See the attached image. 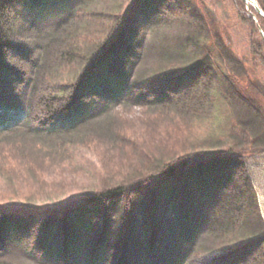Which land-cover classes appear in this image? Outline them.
<instances>
[{
	"label": "trees",
	"instance_id": "1",
	"mask_svg": "<svg viewBox=\"0 0 264 264\" xmlns=\"http://www.w3.org/2000/svg\"><path fill=\"white\" fill-rule=\"evenodd\" d=\"M68 2L0 0V143L10 137L26 157L66 163L75 149L101 139L118 147L123 128L111 118L147 106L170 119L172 131L181 120L218 119L226 108L233 146L172 152L156 168L107 180L65 207L0 205V258L15 243L37 264H264V219L243 153L264 152V106L245 82L264 70V18L250 7L259 27L242 0L234 1L252 47L250 59H239L211 0H133L123 15L91 18ZM257 2L264 11V0ZM47 11L59 19L48 20ZM14 12L27 24L19 30L38 40L41 33L44 42L16 41ZM34 20L50 22L48 37ZM172 30V51L159 45L160 61L140 69L148 34ZM10 47L29 55L18 88L1 79L15 71L4 63Z\"/></svg>",
	"mask_w": 264,
	"mask_h": 264
},
{
	"label": "rangeland",
	"instance_id": "2",
	"mask_svg": "<svg viewBox=\"0 0 264 264\" xmlns=\"http://www.w3.org/2000/svg\"><path fill=\"white\" fill-rule=\"evenodd\" d=\"M23 1L20 0V3ZM132 1L69 0L67 8L76 9L79 4L83 5L77 10L79 17L83 18H91V12H102V14L117 12L119 15H123ZM232 1L237 0H211L217 8L222 25H224L222 32L226 45L239 59H250L252 47L247 38L249 28L239 25L236 16L237 5L235 2L233 5ZM242 2L260 27L258 17L251 11L250 7L252 6L243 0ZM15 8L17 9L16 6ZM14 11L16 12L15 9ZM254 11L256 12L255 9ZM15 12L12 16V25L15 24L14 34L11 36H14L16 41H28L26 43L29 46L44 42L41 33L40 40H38L36 35L33 37L32 33H27L22 28L19 30L20 25L23 27L27 24L20 23L19 25ZM43 14H46L45 18L52 19V21L58 17H55L51 11ZM34 21L37 27L41 26L37 30L41 29L42 35L45 31L48 37L53 30L50 22L43 24L39 23V20ZM11 27L9 22L6 29ZM262 32L264 33L263 29L261 34ZM163 33L148 34L146 46H149V52L143 57L144 67H139L146 70L145 72L160 61L163 50L159 49V45H161L160 48L164 46L166 49H171L169 51H172V47L175 46V31H164ZM14 51L10 47L4 62L8 66L13 65L14 74L11 72L12 75H9L7 72H3L1 79L10 80L9 87L14 84L13 86L16 88L18 85L16 80L24 77L30 68L27 63L28 53ZM247 66H251V63L248 62ZM245 82L250 95L258 97L264 106V70H257ZM152 111L154 110L147 106L119 109L117 117L111 118L118 125H122L119 127L123 128V132H120L122 137L114 140L118 143V147H114L113 141L108 138L109 141L101 139L96 143H91L90 146L75 149L72 159L66 163H50L37 154L30 156L27 153L29 157H26L20 151L22 148H15L14 143L10 142V137L3 140L0 143V205L40 209L65 207L83 200L92 191H99L103 182L107 180L112 184H117V180L123 179L122 177L126 178L133 173L136 174L142 166L148 167L150 170L153 167L156 168L161 160H170L172 152L179 153L178 156H180L181 152L192 148L200 149L202 146L203 150H208L216 145H219L221 150H227L233 146L230 139L233 120L226 108L221 113L219 112L218 119L202 117L192 121L181 120L175 123L176 128L173 131L170 119L159 117ZM243 153L246 171L252 180L260 212L264 219V152L244 151ZM165 156L167 159H164ZM13 244L15 243H12V247L6 255L0 258L1 260L7 261L9 264H37L32 259L25 257L18 246ZM205 245L206 247L211 245L210 248L214 247L210 240L205 241ZM203 253L205 252L203 251Z\"/></svg>",
	"mask_w": 264,
	"mask_h": 264
},
{
	"label": "water",
	"instance_id": "3",
	"mask_svg": "<svg viewBox=\"0 0 264 264\" xmlns=\"http://www.w3.org/2000/svg\"><path fill=\"white\" fill-rule=\"evenodd\" d=\"M243 1H245L246 3H249L256 10V12L264 18V11L259 7L257 0H243ZM262 37L264 41L263 32H262Z\"/></svg>",
	"mask_w": 264,
	"mask_h": 264
}]
</instances>
